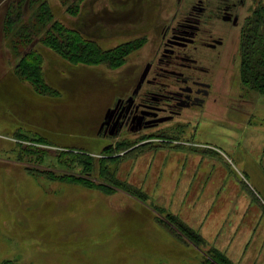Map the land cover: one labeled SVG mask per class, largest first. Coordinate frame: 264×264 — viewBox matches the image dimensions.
Returning a JSON list of instances; mask_svg holds the SVG:
<instances>
[{"label": "rangeland", "instance_id": "1", "mask_svg": "<svg viewBox=\"0 0 264 264\" xmlns=\"http://www.w3.org/2000/svg\"><path fill=\"white\" fill-rule=\"evenodd\" d=\"M193 1L0 0V264H264V90L242 73L264 0L207 19L232 37L201 108L98 132Z\"/></svg>", "mask_w": 264, "mask_h": 264}, {"label": "flooded vegetation", "instance_id": "2", "mask_svg": "<svg viewBox=\"0 0 264 264\" xmlns=\"http://www.w3.org/2000/svg\"><path fill=\"white\" fill-rule=\"evenodd\" d=\"M244 4L245 0H194L175 24H165L160 53L145 61L129 92L106 107L98 132L117 136L123 130L154 129L180 118L183 111L201 108L213 90L206 50L217 62L231 36L213 21L237 27L241 19L236 9ZM246 20L250 24L254 19Z\"/></svg>", "mask_w": 264, "mask_h": 264}, {"label": "trees", "instance_id": "3", "mask_svg": "<svg viewBox=\"0 0 264 264\" xmlns=\"http://www.w3.org/2000/svg\"><path fill=\"white\" fill-rule=\"evenodd\" d=\"M263 14H264V9L262 10V14L257 15L258 17H256L253 23L248 27V31L246 33L243 50H242L243 51L242 65L244 68L242 71L243 80L249 84L259 87L261 90H264V27L261 30L260 26L258 25L259 23L264 24V18H262L264 17ZM260 17L262 20L260 19ZM15 19L10 20V24L14 25V22H16ZM14 28L15 27H12L10 25L8 26V31L10 32V29L13 30ZM253 38H255L256 40H253ZM50 40L52 42V39ZM54 41L56 40L55 37L53 36V42ZM26 54H27V60L29 61H27L26 58L22 57L23 60L22 64L27 66L26 70L24 71L23 68L21 69L22 60L20 61V63L16 65V67L17 69H20L19 71H17L18 73L20 72L19 73L20 76H23L24 78L26 77L30 78L31 70L29 63L34 62V64H37L38 60H36L37 58H32V57L30 58L28 53ZM24 61L26 62L25 64Z\"/></svg>", "mask_w": 264, "mask_h": 264}, {"label": "bare ground", "instance_id": "4", "mask_svg": "<svg viewBox=\"0 0 264 264\" xmlns=\"http://www.w3.org/2000/svg\"><path fill=\"white\" fill-rule=\"evenodd\" d=\"M99 99L100 98H98V99L97 98L92 99V97L90 95H85L84 97L81 98V100L84 101L85 107L88 110H90V109L92 110L96 106V104H97V102H98Z\"/></svg>", "mask_w": 264, "mask_h": 264}]
</instances>
